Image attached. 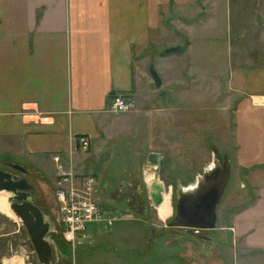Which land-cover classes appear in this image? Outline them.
Returning <instances> with one entry per match:
<instances>
[{
    "label": "crops",
    "instance_id": "0c3cea01",
    "mask_svg": "<svg viewBox=\"0 0 264 264\" xmlns=\"http://www.w3.org/2000/svg\"><path fill=\"white\" fill-rule=\"evenodd\" d=\"M192 1L0 0V147L4 148L0 158L7 156L3 151L26 158L27 164L41 168L40 175L48 174L52 183L55 164L51 156L59 153L74 173L95 178L79 168V161L108 149L113 116L107 110L109 94L137 93L131 55L161 45L160 39L150 40L147 33L160 31L162 14L171 7L181 8ZM201 1L205 0H198L199 19L205 13ZM206 1L211 16L201 18L198 27L184 34L183 49L161 55L166 61L184 52L188 61L183 67L185 83L199 81L194 66L199 64L201 51L208 53L203 45L217 43V36L200 34H224L223 48L226 44L231 66L225 84L235 92L233 160L252 191L246 203L225 212V229L241 256L264 257V0ZM218 15L220 23L214 27ZM207 24L212 26L206 30ZM165 44L164 48L180 45L177 40ZM180 96L173 97L174 104L187 102ZM78 135L88 138L85 152L75 147ZM106 163L103 160L100 166ZM96 183L103 198L104 186ZM169 205L166 219L174 214ZM121 213L117 212V219H129L127 212ZM179 224L173 223L193 231ZM112 226L87 224L86 238L77 246L74 260L66 254L54 264L159 263V257L149 255V248L159 239L148 236L136 241L129 236L138 228ZM124 229V235L117 236L121 244L115 242L109 248L110 234Z\"/></svg>",
    "mask_w": 264,
    "mask_h": 264
},
{
    "label": "rangeland",
    "instance_id": "374dc122",
    "mask_svg": "<svg viewBox=\"0 0 264 264\" xmlns=\"http://www.w3.org/2000/svg\"><path fill=\"white\" fill-rule=\"evenodd\" d=\"M201 2L205 10L201 18L207 19L212 10L206 0ZM199 4L195 0L181 8L171 7L162 14L160 31L147 33L150 40L160 39L161 45H151L142 53L131 55L134 84L138 87L137 93H132L136 99L135 108L122 115L110 113L113 116L108 132V149L101 155L80 158L79 168L95 174L96 181L104 186L102 204L108 210L120 215L127 212L129 219H117L112 228L132 225L138 231L130 232V239L145 240L150 236L160 240L149 248L151 257H159L158 264H234L235 259L236 264L264 263L262 256L248 259L247 255L241 256L240 249L235 247L225 229V212L246 203L251 199L252 191L233 160L232 101H235V92L225 84L227 70L231 66L226 44L223 48L224 34H200L217 36V43L203 45L208 53L201 51L197 58L199 64L194 66L200 74L199 81L188 80L185 83L187 72L183 67L188 61L184 52L166 61L162 59L164 55L156 53L167 45L166 41L177 40L179 50L184 48L187 38L184 34H190L188 30L200 23L201 18H196L202 14ZM219 23L218 15L213 26ZM205 26L207 30L212 25ZM149 66L160 77L159 88L153 86ZM175 95H181L187 102L178 100L180 103L174 104ZM176 105L186 108L175 109ZM150 151L159 153L162 159L160 168L145 163V156ZM3 152L7 156L0 158V164L7 161L23 166L28 172L26 178L33 185L32 202L40 208L45 219L55 218L50 176L40 175L43 173L41 168L27 164L26 158L10 151ZM103 160L107 163L101 167ZM220 166L228 171L224 172L223 192L216 205L213 229H193L190 232L185 227H176L173 225L174 214L163 221L158 219L148 197L150 184L145 180L146 173L152 174V181L158 180L163 184L162 195H168L169 204L175 208L180 194L190 192L205 173ZM2 202L6 208L7 203ZM5 208L0 206V264H39L25 230L18 220L9 217L11 212ZM125 230L110 234L109 248L115 247L116 243L121 244L117 236L122 237ZM47 238L52 242L55 263L66 254L69 260H74L77 247L73 255L69 254L55 226L50 228Z\"/></svg>",
    "mask_w": 264,
    "mask_h": 264
},
{
    "label": "water",
    "instance_id": "95a60500",
    "mask_svg": "<svg viewBox=\"0 0 264 264\" xmlns=\"http://www.w3.org/2000/svg\"><path fill=\"white\" fill-rule=\"evenodd\" d=\"M178 46L163 49L164 53L175 52ZM149 75L154 87L160 86V79L152 66H149ZM148 166H162V159L158 152L150 151L145 156ZM10 169L0 168V192L5 193V202L11 214L19 221L25 230L36 261L39 264H54L52 242L47 238L49 223L44 220L40 208L32 202L31 193L33 185L25 177L26 169L16 163L5 161L3 163ZM21 174V175H20ZM163 184L160 181H151L148 197L152 207L156 208L162 201ZM223 187L219 191L209 189L201 194L190 206L178 205L174 208V215L180 214L188 219L182 224L189 229H213L215 227V208L221 198Z\"/></svg>",
    "mask_w": 264,
    "mask_h": 264
},
{
    "label": "built area",
    "instance_id": "2783aa9c",
    "mask_svg": "<svg viewBox=\"0 0 264 264\" xmlns=\"http://www.w3.org/2000/svg\"><path fill=\"white\" fill-rule=\"evenodd\" d=\"M136 99L128 93H115L109 100L107 110L113 114L129 112L135 108ZM76 148L85 152L88 138L85 135L75 137ZM55 164L52 197L55 218L49 220L50 228L59 230L62 240L73 255L75 248L86 238V226L89 223L111 226L117 219L101 204L100 190L94 176L78 175L71 169L70 163H62L59 153L51 156ZM96 183V185H95Z\"/></svg>",
    "mask_w": 264,
    "mask_h": 264
},
{
    "label": "flooded vegetation",
    "instance_id": "af4514ba",
    "mask_svg": "<svg viewBox=\"0 0 264 264\" xmlns=\"http://www.w3.org/2000/svg\"><path fill=\"white\" fill-rule=\"evenodd\" d=\"M223 166H225V165H223ZM0 167L2 169L9 170L12 173H16L15 170L8 168L3 163L0 164ZM228 169H229V167H228ZM227 171L225 170V167L223 168L220 166V167H215V168L211 169V171L208 174L205 173L203 179L197 183V187L195 186V188L193 190H189L190 192H187L188 194H184V193L180 194L179 198H177V200H176V207L178 205H181V204L185 205V206H190L194 202V200L198 199L201 194H204L209 189L215 188L217 191L222 189V187L224 186V172H227ZM24 175H25V177H27L28 172L26 171ZM32 193H33V191H32ZM32 193H31V198L33 196ZM174 201H175V199H174ZM171 217H173V215ZM173 221H174V223L185 224V222H187L188 219L181 216L180 214H177L173 218Z\"/></svg>",
    "mask_w": 264,
    "mask_h": 264
},
{
    "label": "bare ground",
    "instance_id": "6f19581e",
    "mask_svg": "<svg viewBox=\"0 0 264 264\" xmlns=\"http://www.w3.org/2000/svg\"><path fill=\"white\" fill-rule=\"evenodd\" d=\"M145 180H146V182H148L150 184V182L152 181V174H150V173L147 174L146 173ZM5 198H6L5 193L0 192V202L2 203V204L0 203V206H2L4 208H5V206H4L2 201L4 200V202H5ZM154 209L157 212L158 219L160 221L165 220L166 217L168 216L169 212H170V205H169V197H168V195L163 194L161 203ZM5 210L8 211L7 207L5 208Z\"/></svg>",
    "mask_w": 264,
    "mask_h": 264
},
{
    "label": "trees",
    "instance_id": "16d2710c",
    "mask_svg": "<svg viewBox=\"0 0 264 264\" xmlns=\"http://www.w3.org/2000/svg\"><path fill=\"white\" fill-rule=\"evenodd\" d=\"M159 53H160V54H163V51H160ZM113 94H114V93H111V94H109V95H111V96H112Z\"/></svg>",
    "mask_w": 264,
    "mask_h": 264
}]
</instances>
